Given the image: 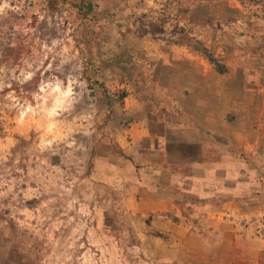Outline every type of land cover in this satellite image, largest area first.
Wrapping results in <instances>:
<instances>
[{
  "label": "rangeland",
  "instance_id": "374dc122",
  "mask_svg": "<svg viewBox=\"0 0 264 264\" xmlns=\"http://www.w3.org/2000/svg\"><path fill=\"white\" fill-rule=\"evenodd\" d=\"M190 66L208 94L263 86L264 0H0V264H176L96 155L132 121L198 112Z\"/></svg>",
  "mask_w": 264,
  "mask_h": 264
},
{
  "label": "crops",
  "instance_id": "0c3cea01",
  "mask_svg": "<svg viewBox=\"0 0 264 264\" xmlns=\"http://www.w3.org/2000/svg\"><path fill=\"white\" fill-rule=\"evenodd\" d=\"M188 74L183 85L197 93L188 96L201 104L198 112L182 106L170 122L154 115L153 130L144 120L128 123L96 165L108 171L104 182L124 187L125 214L157 216L151 229L168 261L264 264V85L244 82L252 91L228 97L220 85L207 93L217 84L200 67ZM182 193L200 202L183 205ZM188 207L195 222L181 218Z\"/></svg>",
  "mask_w": 264,
  "mask_h": 264
},
{
  "label": "trees",
  "instance_id": "16d2710c",
  "mask_svg": "<svg viewBox=\"0 0 264 264\" xmlns=\"http://www.w3.org/2000/svg\"><path fill=\"white\" fill-rule=\"evenodd\" d=\"M188 46L193 49L194 52L200 54L218 75H225L228 72L227 67L223 65L205 46L200 44V42L196 41L194 44H188ZM124 97L125 95L122 96V98ZM116 153L120 155L118 151ZM173 221L176 220L173 218Z\"/></svg>",
  "mask_w": 264,
  "mask_h": 264
},
{
  "label": "clouds",
  "instance_id": "9594fccd",
  "mask_svg": "<svg viewBox=\"0 0 264 264\" xmlns=\"http://www.w3.org/2000/svg\"><path fill=\"white\" fill-rule=\"evenodd\" d=\"M53 91H59L58 88H54ZM67 93H64L63 95H66Z\"/></svg>",
  "mask_w": 264,
  "mask_h": 264
}]
</instances>
